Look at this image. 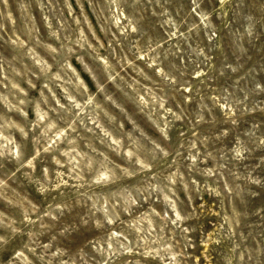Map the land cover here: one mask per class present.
<instances>
[{
  "label": "rangeland",
  "instance_id": "1",
  "mask_svg": "<svg viewBox=\"0 0 264 264\" xmlns=\"http://www.w3.org/2000/svg\"><path fill=\"white\" fill-rule=\"evenodd\" d=\"M0 264H264V0H0Z\"/></svg>",
  "mask_w": 264,
  "mask_h": 264
}]
</instances>
